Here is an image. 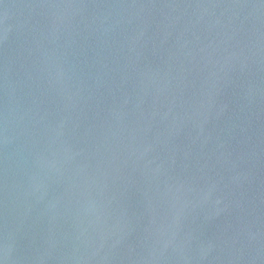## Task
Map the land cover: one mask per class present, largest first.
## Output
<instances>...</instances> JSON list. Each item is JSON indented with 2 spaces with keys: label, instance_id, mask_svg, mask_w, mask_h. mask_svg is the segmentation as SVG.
<instances>
[{
  "label": "water",
  "instance_id": "obj_1",
  "mask_svg": "<svg viewBox=\"0 0 264 264\" xmlns=\"http://www.w3.org/2000/svg\"><path fill=\"white\" fill-rule=\"evenodd\" d=\"M0 264H264V0H0Z\"/></svg>",
  "mask_w": 264,
  "mask_h": 264
}]
</instances>
